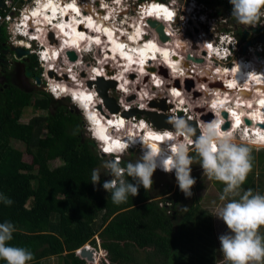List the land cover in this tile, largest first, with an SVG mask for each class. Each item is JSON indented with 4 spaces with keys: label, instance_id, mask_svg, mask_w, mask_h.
<instances>
[{
    "label": "trees",
    "instance_id": "1",
    "mask_svg": "<svg viewBox=\"0 0 264 264\" xmlns=\"http://www.w3.org/2000/svg\"><path fill=\"white\" fill-rule=\"evenodd\" d=\"M227 1L221 3L230 6ZM0 30L1 59L9 39L5 29ZM3 69L0 193L13 204L0 202V223L15 225L9 243L31 250V264L51 257L60 258L61 264H87L77 254L86 245L104 250L107 264H214L212 224L206 212L194 206L181 213L174 200L166 208L168 199L153 200L143 187L127 203L114 204L101 180L99 188L91 184V173L102 157L84 138L81 118L69 104L44 91L16 86L12 70ZM31 107L47 113L24 123V112ZM16 143L24 144L25 150ZM26 153L37 161L34 171L23 159ZM55 161L60 164L52 166ZM127 163L123 160L122 166Z\"/></svg>",
    "mask_w": 264,
    "mask_h": 264
},
{
    "label": "clouds",
    "instance_id": "2",
    "mask_svg": "<svg viewBox=\"0 0 264 264\" xmlns=\"http://www.w3.org/2000/svg\"><path fill=\"white\" fill-rule=\"evenodd\" d=\"M79 1L81 3V7L84 9L90 4L87 0H79ZM90 1H92V4L90 5L96 8H98V5H100L99 8H102L103 2L106 3L107 7L111 6L112 10L116 12V17L113 18L110 16V18L107 19L106 15H102L101 18L104 21L112 20L111 23L113 24L116 22L122 23L124 21L123 17H127V15H129L133 11H136V16L137 14L139 16V12L143 13L142 7L145 6L146 4H149V2H153V1H156L158 3L162 1L166 4L177 3L178 11L180 9L179 8L180 6H185V5H186L185 7L186 11L188 8H192V11H195L197 9L200 10L202 8L207 10L208 7L206 6L208 5H206V2L208 4L212 0H205L204 2L205 6H202V8L201 5L197 3L194 4L190 3L189 0H186L185 2H183L182 0L180 2L179 1L176 2L172 0H152V1L135 0V2H128V0H108L109 3L107 2V0H100L99 2L95 0H90ZM39 2L41 1L36 0L30 9L36 8ZM181 2L183 4H181ZM228 2L231 6L230 17L232 18V20L235 21L236 24L253 29L256 28L259 24H261L262 21H264V0H228ZM114 7H118V9H115ZM82 13H87V11H84ZM207 13L208 12L206 11L205 14ZM196 14H201L200 21L202 24H206L205 32L207 34L209 33L208 31L209 29L215 30V28H212L210 22H206L207 18L205 17L203 12L201 13V11H198ZM119 16L122 17L119 18ZM27 17L29 18L28 15ZM28 18L26 19V21H23L24 18H21L17 23L18 25L12 23L10 28V36L13 39H10L8 43H10V45L13 47H19L21 49L28 51L29 54L27 56L23 57L22 59H18L16 58V56H14V60H21L23 62L25 60L26 62L27 58L34 59L35 62L34 68L36 69L35 73L37 74L38 72L37 67L39 66H42L45 70H47L45 68L47 61H45L42 58L43 53L45 52V47L41 44L40 41L34 39L36 36H34L32 33H36L35 32L36 25L32 24ZM120 19H122V21ZM150 21H155V20H150ZM217 21H220L221 23L228 22L226 19H224L223 21V19L221 18H219V20L218 19L215 20L214 22ZM127 22L128 21H125V23ZM32 25H35L34 28H32ZM114 28L117 34L118 41H123L124 43V46H121L123 51H125L126 49V51L130 52V54L134 56H139V52L137 50V42L134 46L132 45L128 46L127 44L125 46L126 41L121 38L124 37V34L123 32H121L120 27L115 26ZM223 30L226 31L225 32L217 31L218 35L215 38V40H210L215 48L213 57L215 58V60L219 61L220 63H222L221 61L227 62L228 67L224 66L223 64H220L221 66H224L226 68H230V67L233 68L235 67V65L237 66L240 60L245 59L242 58L244 56L241 55H240L241 58H238L241 47L243 51H244V47H246V51L248 50L249 52L250 49H254V48H252L251 46L250 48H248L247 45H245L243 42L238 41V39H244L241 38L240 35H236L234 33L229 32L226 27L223 28ZM26 33H31V34L26 35ZM246 34H249V32H247ZM54 35L56 36L54 32L48 33L47 38L49 43L53 42L52 37ZM49 36H51L50 39ZM260 38L264 39V36H261ZM56 41L58 44V40ZM20 42H24L28 46L26 45L21 46L19 45ZM96 42L102 43L100 40H97ZM49 43L47 44L51 45ZM92 43L93 42L91 40H88V44H86L87 47H83V49L81 50V53L84 56L91 55L96 50V48L92 46ZM206 43L207 41H204V44L206 45V47H208ZM171 49L173 50V48ZM70 50L71 51H67L66 53L73 51V49ZM259 51H260V56L262 54L263 55L262 59L264 60V51L263 52L261 50ZM2 53L4 54V50H2ZM172 53L174 52L172 51ZM168 55L169 54L163 53V55H159V57L163 56L166 58ZM187 55L191 56L190 59H195L196 57L191 53H188ZM212 55L213 54L211 52L208 53V57H211ZM156 57L154 55L152 58L149 59L152 64H154V62L156 61ZM61 58L62 57H60V59ZM53 59L56 60L57 56L54 55ZM111 59L112 58H110V60ZM63 60L61 59L60 62H62ZM142 61L143 59L140 60L141 63L137 62L141 64L140 67L137 66L139 69L142 67V64H144V62L142 63ZM245 61L247 64L251 62V60L248 59H245ZM182 62L183 61H179L180 64ZM123 63L124 62L120 64ZM124 65L125 66L127 65L126 68L130 67L127 61L125 62ZM157 65L159 66V67L157 66V68L164 69L166 75V67L164 68L161 64L160 65L157 64ZM152 67L153 65L150 67L148 66V60H147L146 65L144 66L145 70L151 73L153 72ZM168 67L169 66H167V69H169L170 72H168L169 75L167 74L168 77L166 79L170 78L173 80L175 79V76L171 68ZM48 70H50V72L47 73L49 75L48 77L52 79L51 74L55 72L52 71V68H49ZM189 72L194 73L195 71L185 70L184 75L178 76V82H180L181 79L186 80L187 79L186 75L189 74ZM140 73L142 74L141 71ZM39 76L40 73L38 72V76H36V78L40 80L41 77ZM36 78H33L35 83H36ZM69 80L72 83H74L73 79H69ZM101 80L102 79L89 81L85 79L83 81V85H85V87H87L88 89H92L95 95L101 98V94H99L98 92L99 89L98 84L101 83ZM224 80L225 79L219 80V82L221 81L220 83L225 84ZM104 81L108 82V84L105 83ZM43 82L45 83V87L43 88H46L43 90L45 93L49 94L55 100H61L67 98L69 100V105L73 106L76 109L77 108L80 109L79 105L75 102L76 97H83V99L86 100L85 99L86 96H84L81 93L79 87H74L73 90L62 91L64 95H59V94L56 95L55 94L56 92L51 90L48 79H45L44 76H43ZM91 82L92 84L89 87L87 83H91ZM109 84L110 86L116 84L115 90L117 91V88L119 89L117 79L109 78L106 80L104 79L102 80V85L106 87L107 92L109 90L108 88ZM160 90L162 91V89ZM118 91L123 94H126L124 91L121 90V88ZM168 96H169V92H168ZM180 102L183 103L182 101ZM104 103L105 102L103 100V104ZM162 104H165V100L162 101ZM184 106L186 105L184 104L180 106L182 109L178 110V112L183 114L181 117L179 115L170 116L167 121L172 126V129L167 128L170 131L166 130L168 132V135L172 137V141L163 142L168 145V150H167L168 155L167 158L162 161V170L165 173L174 172L175 180L178 185V188L186 198L191 197L192 195L191 189L196 183L195 178L191 176L192 165H199V167L202 170L203 176L206 177L208 180L216 181L222 184L223 188L219 196V200L222 203L216 204V202L214 201L213 210H212V216L220 220L227 229V231L224 234H221L218 237L220 244L219 252L222 254L223 257L222 264H264V235H262L260 231L262 228H264V194H261L259 192H254L253 189L251 188L247 190H244L242 188V186L245 184L247 180L248 175L253 170V160H254V157L252 155L253 146L264 147V143H262L261 139L260 140L248 139V136L246 135L245 132L243 133V137H241V139L236 138V136L233 133L221 130V125L223 121L219 119L210 122H204L201 124L200 127H196V126L193 127V125L187 120L189 119L191 121H195L193 118H189L190 115H187L186 110H190V108ZM102 108L103 107L100 106L98 109L101 110ZM107 109L110 111V108L108 106ZM119 110L123 111L121 109ZM135 111L137 112L139 111V109H134L131 110L130 112H135ZM79 112L80 115L83 117L82 114H85V112H82V110ZM124 114L127 116V119L130 117L127 111L124 112ZM138 114L139 112L137 113V115ZM85 118L91 121L92 123L95 122L92 121V119H90V116L87 113L85 114ZM138 119H141L139 121L140 124L144 122L143 120H146V122L151 123L149 119L146 118H138ZM195 122L197 124V121ZM235 123L236 121L234 122V126L237 129L238 127L236 126ZM230 124L231 123L229 121V125ZM224 125L225 124H223L222 126ZM88 130L93 134V137L90 138L92 139L93 144L96 146V149L100 153L99 156L108 157V159L104 160L102 167L105 169L104 174L110 176L111 179L103 182L102 188L105 192L110 194L111 201L114 204L119 205V204L127 203L130 197H135L138 195L139 189L141 187H143L145 191L151 190L153 184L152 176L156 171V169H158L157 160L160 156V145H157L156 151H152L151 148L144 146L147 148V152L145 154L142 148L139 147L138 149L141 151V154L143 155L140 156L135 162L129 161L126 165L122 166V158L124 152L128 151V149H132L128 142H132L137 138L133 136H129L127 142L125 141L121 142L120 150L118 154L112 153L111 150L106 151L104 149V152L106 154H109V155H104L103 153H101L100 149L98 148L99 145L97 144V141H94L95 139H99L98 133H96L95 130L92 129L91 127L88 128ZM78 131L79 129L75 130L73 132V135L77 134ZM197 131H198V135H197ZM151 134L158 135L159 133L153 132ZM164 135L165 134L163 133L160 136H164ZM244 138H246L247 140H244ZM152 139L153 141L156 142L160 140V138H155V137H152ZM139 141L142 142V137L139 138ZM184 141H186L187 143H185ZM188 145H193V148L190 150ZM100 176H101L100 170L93 169L91 173V184H93L94 186L100 184ZM130 179L131 181L134 182H129ZM0 202H2L6 206H11L13 204V201L3 193H0ZM168 204L169 203L166 202L165 207H168ZM16 230L17 229L15 225L11 222L0 223V261H3L4 264H31V262L34 260V254L31 250L25 247L12 246L9 243L10 241H12L13 234L16 232ZM89 247L92 248L91 246ZM92 249L95 251L94 253V258H95L98 251H96L94 248ZM100 252L106 255V252L104 250L100 249L99 253ZM93 264H96V261Z\"/></svg>",
    "mask_w": 264,
    "mask_h": 264
},
{
    "label": "bare ground",
    "instance_id": "3",
    "mask_svg": "<svg viewBox=\"0 0 264 264\" xmlns=\"http://www.w3.org/2000/svg\"><path fill=\"white\" fill-rule=\"evenodd\" d=\"M40 1L41 2H39L38 6L36 8H32V9L27 11L26 15H28L29 18L25 17L23 21H26V19L28 18L32 24L36 25V26L32 25V28H34V26L36 27L35 28L36 33H32V34L34 36H36L34 39H37L38 41H40L41 44L43 43V46L45 47V52L43 53L42 58L45 61H47L46 62L47 69L52 68V71L55 72L54 69L57 67L56 71L60 75L61 74H69L73 77L74 81H76V80L82 81V79H81L82 76L79 77V75L77 73H75L76 71L78 72L80 70V66H79L78 62L81 61V58L78 61L75 60V61L71 62V61H69L66 52L71 51L70 49H73L72 52L76 55V59H78V56L80 55L83 47H87L84 44H88V40H91L93 42V45L105 46L106 47L105 49L110 50V51H108L109 53H106V51L105 52L103 51L104 57L109 58V59L112 58V59L119 60L118 63L124 62L123 64H121V65H123L122 66L123 68L122 67H120V68H122V71L125 70L124 71L125 73L123 72V74L120 76L121 77V81L119 80L120 83L124 79H126V77L131 73H133V74L138 73L139 75H141V73H140V71H141V72H143L142 75H144V77H146V75H148V74L150 75L149 71L145 70L144 66L146 65L147 60H148V66L149 67L153 65L149 59L152 58L154 55H155V57L157 56L156 61L154 62V63H156V65L161 64L164 68L166 67V71L168 70L167 72H170V70L167 69V66H169L171 68V70L173 71L174 76L184 75V71L186 68L184 69L182 67L183 65L180 64L179 61H183V64H184V59H186V58H185V56L181 55V54H183L182 52L177 50V49L183 50V48H181L182 45L180 46L179 44H177V45L174 44V43H177V41L172 37L171 33L168 31L171 29L170 25H174L176 22L179 21V17H178L179 11H178L177 3L166 4L162 1H160L159 3L156 1L149 2V4H146L145 6L142 7L143 13L139 12L140 17L138 18V24L128 22V24H130L131 30L137 28L133 32L128 31L129 29L127 31L125 29V31H124V29L119 25L121 31H124L123 32L124 37H121V38L126 41L125 46H126V44L128 46H131V45L134 46L137 42V50L139 52V56H134V55L130 54V52L126 51V49H125V51H123V49L121 48V45L124 46V43H123V41H118L117 34H116L115 28H114L116 25H114V23L113 24L111 23L112 20L104 21L101 18L102 14H100L99 11L100 12L105 11V13H103V15H106L107 19L110 18V16L113 18L116 17V12H114L112 10L111 6L107 7L106 3L103 2V4H102L104 6V8L102 7L103 9L102 8L97 9L96 7H93L92 5H89V9L93 10L95 13H92L91 16H87L86 15L87 13H82L85 11V9H83L81 7V3L79 0H54V1H52V0H40ZM95 1L99 2L100 0H95ZM90 4H92V1H90ZM95 4H96V2H95ZM117 5H119V4H117ZM157 6L164 7V8H161L163 11H161V14H160L161 17L160 18L163 17L162 18L163 20L170 19L168 26H167V23H163V25H164L163 41L160 39V36L159 37L157 36L156 33L151 34L148 31H146V29H145L146 25H150L149 27H152L151 24L149 23L150 20H155L156 18L158 19L157 16L153 15V14H156V12L158 10ZM114 8L118 9V7H114ZM187 10H188V15L192 18L194 15L192 8H188ZM145 13H147V14H145ZM94 15H95V17H94ZM158 16H159V14H158ZM164 17H166V18H164ZM157 19L155 21H157ZM142 22H143V24H142ZM158 22H160V21H158ZM160 23H162V22H160ZM58 24L60 25L61 29L60 28L56 29ZM153 29H156V31L158 30L157 28H154V27H153ZM153 29H151V30H153ZM55 31L57 32V34ZM50 32L51 33L54 32L56 34V36L54 35L52 37V39H53L52 43H49L48 38H47V35ZM29 34H31V33H26V35H29ZM203 34H204L203 37L208 38L207 37L208 34L205 31L203 32ZM187 36H188V40H189V38L194 37V35H192V34H189ZM59 39H61V40H59ZM107 39L110 42H107ZM157 39H160L163 43H165V44H163L165 47H167L168 45H172L171 47L175 46V48H173L174 51L169 47H167L168 51H166V49H165V51H163L164 49L162 50L161 47L164 48V46H161V44L157 43L158 42ZM56 40H58V44H57ZM97 40H100L102 43L96 42ZM47 43H49L51 45H48ZM110 43H112V44H110ZM169 43H171V44H169ZM207 43H210L208 39H207ZM45 44L47 46H45ZM19 45L25 46L26 44L24 42H20ZM62 45H63V48H62ZM26 46H28V45H26ZM50 47H51V49H50ZM60 48H61V50H60ZM170 49H171V51H169ZM172 51L174 52L173 54H172ZM214 51L215 50H213V54H214ZM252 52L251 53L255 56V58H257L254 61L255 63H252L250 65V63L247 64L242 59L238 62L237 66L235 65V67H233V68L230 67L231 69H233L234 72H237V73L230 71V69L227 71L224 70L223 73L221 71L217 70V73H216L217 76L218 75L220 76L222 73V76H225V79H227V81H224V82H227V84H230V87H229V85H227L226 87H224L225 89L229 88L228 90L231 89V92L236 91L237 92L236 96L239 98L245 97V94H246L248 99L246 97L244 99H239V100L237 98H234L233 100H237V103L233 104L232 101H228V100H230L229 98L227 99L225 97V95H224L225 93H223V92H221V90H219L218 92H216L217 97L215 96L216 98L214 100H212V101H214V103L209 102L211 108L214 110V115L212 114L213 116H211L209 119H205V118L202 119V122H200V120L198 121L194 117L193 119L195 121H197L196 127H200L201 124L204 122H210V121L219 119V120L223 121L222 125L225 124L224 126L221 125V130H225L224 127L227 125V127L229 126L228 132L230 129H231L230 132L231 133L233 132L234 134H236L237 132H240L239 133L240 139H241V137H243L244 132L248 136V139H251V140H260L261 137H264V60L262 58H260V51L259 50L252 49ZM163 53L169 54V55L166 58L163 56L159 57V55H163ZM52 54H53V56L54 55L57 56L56 60L53 59ZM65 55H66L65 62L67 64L68 68L67 67H64V68L60 67V64L58 63L59 66L57 64V62H59V60H60V57L64 58ZM100 57H101L100 60H102L104 58V57L102 58V56H100ZM140 59H143L142 63L144 62V64H142V67L139 69L137 66L140 67V63H141ZM258 60L260 62H258ZM126 61L128 62L129 66H130L127 68L128 70L125 69L127 65L126 66L124 65ZM194 61L196 63L197 60H194ZM242 61H244V63H242ZM137 62H140V63H137ZM149 63H150V65H149ZM241 63H242V67H241ZM82 64L83 63L81 62V65ZM101 66H102V63H101ZM237 67L243 71L236 70ZM152 68H154V65ZM224 69H225V67H224ZM92 71H94V73L91 72L92 76L93 77L95 76L93 81H95L96 79L97 80L98 79L106 80V78H104L105 75L101 74V71L98 70L99 72H97V73H95L96 70H94V69ZM73 73H74V75H72ZM53 74H54V77L56 79H53V77H52ZM55 75H56L55 73L51 74L52 80H50L51 82H50L49 86H50L51 90H52V88L55 89L56 95H58V94L64 95V93H62V91L73 90L74 87H79L81 90V93L84 96L90 97V99H86V100H84L83 97H76L75 102L80 107V109L77 108L78 111L82 110V112H85V114L87 113L89 116H92L95 118L94 120H92L95 122L92 123L91 121H89L85 118V114H82L84 119L87 122V131L89 132L90 137H93L92 132H90L88 130V128H90V127L92 129H94L95 132L98 133V135H99V139H95L94 141H97V144L99 145L98 148L100 149L101 153H103L104 155H109V154H106L104 152V149L107 148V149H110L112 153L118 154L119 150H120L121 142H124V141L127 142L128 137L133 136V137H136L137 139L132 141V142H128L130 144V147L134 148L136 146H139L142 148L144 153L147 152V148L144 146L151 148L152 151H156L157 145H160V156L157 160V165H158V168H159V166H160V168H162V161L164 159H166L167 155H168V151H167L168 145L166 143H163V142L164 141H169V142L172 141V137L170 135H168V132H167V131H170L169 129L164 128V125H162V123L154 125L153 123L146 122V120H143L144 122H142L140 124L139 123L140 120L137 118L138 117L137 113L134 114V112H130V111H127V112L129 115H131V118L127 119V116L124 114V112H126V111H120L119 110L118 112H116V105L110 104L106 101H104L106 104L104 103V105H103L104 110L99 111V109H98L99 105H100V103H103L102 99L105 96H102L101 97L102 99L99 98L97 95H95V93L92 91V89H88L87 87H85V85H83L82 82L75 83L76 86H74V87H69L68 84H66V82H61L58 75L57 76H55ZM189 77H191V75L187 74L186 78H189ZM68 79H70V78L68 77ZM154 79H155V76H154L153 80ZM232 79L234 81H232ZM87 80L92 81L90 79H87ZM105 83L108 84V82H105ZM154 83H156V82H154ZM176 85L178 86L177 89H181V87H179V85H181V84H180V82H178V79H177V81L169 82L166 84V86L170 87L171 89L174 88ZM221 85H223V84H219V83L218 84H214V83L211 84L212 89L215 86H221ZM124 86L126 88L127 87L131 88L132 82L130 81V84H126ZM256 86L259 87L258 90L255 89ZM118 90H120V89L117 88V91ZM182 92H183V94L185 93L184 90L183 91L181 90V93ZM251 92L254 95L256 93H258L259 95L258 96H257V94L255 96L253 95L254 98H252L250 100V96H248V95H251L250 94ZM178 93L179 94H177V95L180 96V94H181L180 91H178ZM174 95L176 97H174ZM174 95L172 96V94L169 93L170 99L174 97L175 98L174 100H176L178 98V100L181 99L180 101H182L184 99V102H183L184 104L188 102V99L184 98L183 96L179 97L176 94H174ZM179 103L180 104H178V106H176V111L182 109L180 106L184 105L181 102H179ZM106 105L110 108V111L107 109ZM220 105L223 108H221ZM152 107H153V109H151L149 107L148 108L141 107V108L147 109V111H143V112H146V113L153 112V113L158 114L159 118H162L164 116H166V117L167 116H178L177 115L178 113L176 111H175L176 113H174V111H173L174 109L171 110L172 107L175 108L174 104L173 105L163 104V105H156V106H152ZM224 109L230 110L229 116H227L228 115L227 112H226V116L224 115V113L226 111V110L223 111ZM158 110L163 111V113H159ZM220 112L222 115L220 114ZM139 114H141V111H139ZM141 117H147V116H141ZM247 120H249L248 124L246 122ZM188 121H190V120H188ZM229 121L232 125L231 124L229 125ZM235 121H236L235 124L238 127L237 129L234 126ZM129 122H130V125H128ZM153 132H156L159 134L153 135V134H151ZM163 133L165 135L160 136ZM141 137H142L143 144L141 141H139V138H141ZM152 137L160 138V140L157 142L153 141ZM177 139H179V138H177ZM245 139L246 138H244V140ZM184 142L187 143L186 141H184ZM262 143H264V142H262Z\"/></svg>",
    "mask_w": 264,
    "mask_h": 264
},
{
    "label": "rangeland",
    "instance_id": "4",
    "mask_svg": "<svg viewBox=\"0 0 264 264\" xmlns=\"http://www.w3.org/2000/svg\"><path fill=\"white\" fill-rule=\"evenodd\" d=\"M87 1L90 3V0H87ZM107 2L109 3L108 0H107ZM128 2H135V0H128ZM112 4H110V5H112ZM221 4L224 5L225 3H221V0H212L208 4L206 2V5H208V6H206V7H208L207 10L203 9L202 6H201L202 9H200V10L197 9L198 11H201V13L202 12L204 13L205 17L207 18L206 22H210L212 28H215V30H210V29L208 30L207 29L209 31V33L207 35L208 38L203 37L204 36L203 32L206 29V24L201 23V21H200V15L201 14H196L198 11L195 10V11H193L194 12L193 17L191 18L188 15V10L186 11V8H185L186 5L179 7L180 8L179 9V16H178L179 21L176 22L174 25H170L171 29L168 31L171 33L172 37L177 41V43H174V44H176V45L179 44L180 46L182 45L181 48H183V50L182 49H177V50L182 52L183 54H181V55L185 56V58H186V59H184V64H183V62L181 63L183 65L182 67L184 69L186 68L185 70L195 71L194 73L189 72V75H191V77H189L187 79L185 78L186 80H184V79L180 80L181 86H179V87H181V89H175V88H177L176 86L172 89L170 87L166 86V84L169 82L177 81L178 76H175V79H173V80L170 78L166 79L168 77L169 73L166 71V75H165L164 69L157 68L158 65H156V63L153 64L154 65L153 72H151V73L149 72L150 75L148 74V75H146V77H144V75H142V74L139 75L138 73H134V74L131 73L126 77V79H124L120 83V81H121L120 76L125 71V70L122 71L123 65L118 63L119 60H116V59L110 60L109 58L104 57L103 51L104 52L106 51V53H109L108 51H110V50L105 49L106 48L105 46H98V45L95 46V45H93V43H92V46H94L96 48V50L91 55H85L84 56L82 53H80V55L78 56V59H76V61H78L81 58V61L78 62L79 66H80V70L78 72L76 71L75 73H77V74L79 73L78 74L79 77H81L83 75L81 78L82 81L76 80V81H74V83H72L68 79V77L70 79H73V77L69 74H61L60 75L56 71L57 67L54 69L55 73H57L55 76L58 75L61 82H66V84H68L69 87L76 86L75 83H78V82L83 83V80H85V79H90L93 81L95 76L90 77V76H92L91 72L94 73V71H92V69L96 70L95 73L101 71V74L105 75L104 77L106 79H109V78L117 79L119 89L121 88V90L124 91L126 94H123L119 91H116L115 90L116 84H114L111 86L108 85V88H109V90L107 92L108 96L110 98H112L115 101V104L119 107V109H121L123 111H131L134 109H139V111H141V114H138V118H142L141 116H146V114L143 112V111H147V109H145V108L149 107V108L153 109L152 106L163 105L162 104L163 100H165V104H167V105H169V104L173 105L174 104L175 108L172 107L171 110L174 109L173 110L174 113L178 112V111H176V106H178V104H180L179 102L181 99L179 98L180 100H178V98H177L176 100H174L175 99L174 97H176L174 94L177 95L178 91H180V93H181V90L182 91L184 90L185 93L183 94V92H182L181 93L182 95L180 94V96H183L184 98L188 99V102L185 103L186 106H184V107L190 108V110L186 111L187 115H190L189 118L195 117L198 121L200 120V122H202V119H204V118L209 119L211 116L214 115V110L211 108L209 102L214 103V101H212V100H214L217 97L216 92H218L219 90H221V92L225 93L224 95L227 99L228 98L230 99L228 101H232L233 104L237 103V100H233L234 98H237V96H236L237 92L233 91V92H231L232 94L230 95V94H228V93H230L228 90L229 88L228 89L224 88L227 85H229V87H230V84H227V82H225L226 85L223 83V87L222 86H215L212 89V86H211V84H213V83L214 84H218V83L222 84V83H220L221 81L219 82V80L225 79V76H222V73L224 70L227 71L230 69V71H233V69H231V68H226V67H228L226 61H221L222 63H220L219 61L215 60V58L213 57L214 56L213 50H215V48L212 45V42L210 40H215V38L218 35L217 31H224L225 32L226 30H223V28L226 27L229 32L234 33L236 35L238 34V35H240L241 38H244V39H238V41L243 42L245 45H247L248 48H250V46H251L252 48H254L256 50H261L262 52L264 51V39L260 38L261 36H264V21H262L261 24H259L256 28H253V29L239 25V24H236L235 21L232 20V18L230 17L231 11L230 10H224L222 8L223 6ZM32 5H33V3H31L29 5V7L31 8ZM89 5L85 8V11H87V14H86L87 16H91L92 13H95L93 10L89 9ZM99 6L100 5H98V8H99ZM17 8H18L17 14H21V11L23 8V3L19 4ZM103 8H104V6H103ZM161 8H164V7L157 6L158 10H157L156 14H153V13L152 14L158 17V19L156 18L157 21L167 23V26H168L170 19L163 20L162 18H160L161 17L160 16L161 11H163ZM206 11L208 12L207 14H205ZM99 13L103 15V13H105V12L99 11ZM145 14H147V13H145ZM158 14H159V16H158ZM137 16H138V14H137ZM137 16H136V11H133L129 15H127V17H123L124 21L122 23L116 22V23H114V25H116V26L120 25L124 29V31H125V29H126V31L129 29L128 31L133 32L137 28L131 30L130 24H128V22L138 24V18L140 16H138V17ZM94 17H95V15H94ZM121 17L122 16H119V18H121ZM219 18L223 19V21H224V19H226L228 21L227 22L228 24L227 23H221L220 21L214 22L217 19L219 20ZM120 20L122 21V19H120ZM125 21H128V22L125 23ZM118 22H120V21H118ZM142 24H143V22H142ZM149 26L150 25L145 26L146 31H148L151 34L156 33L157 36L159 37L160 35L156 31V29H153V27H149ZM57 28L58 29L60 28L59 24L57 25L56 29ZM151 29H153V30H151ZM124 31H121V32H124ZM247 32H249V34H246ZM219 33H221V32H219ZM56 34H57V32H56ZM189 34L194 35V37L193 38L191 37L188 40L187 35H189ZM207 39L210 42V43H207L208 47H206V45H204V41H207ZM59 40H61V39H59ZM157 41H158L157 43L161 44V46H164L163 44H165V43H163L160 39H157ZM107 42H110V41L107 39ZM169 44H171V43H169ZM42 45H43V43H42ZM84 45H86V44H84ZM202 45H203V47H202ZM45 46H47V45L45 44ZM171 46L172 45H168L167 47L175 48V46H173V47H171ZM167 47L164 46V48L161 47V49L162 50L164 49L163 51H165V49H166V51H168ZM50 49H51V47H50ZM203 50H204V52H203ZM169 51H171V49ZM209 52H211L213 54L211 57H208ZM188 53H191L194 56H196L195 59H190L191 56H188L187 55ZM252 53L250 54V52L248 50L246 52H243L242 47H241L240 54L238 55V58H241V56H244L242 58L251 60V62H250V65H251L252 63H255L254 61L257 59V58H255V56ZM100 56H102V58L103 57L104 58L102 60H100V58H101ZM262 56L263 55L261 54L260 58H262ZM65 58H66V55L64 56V58L63 57L61 58L62 60L64 59L62 61V63L60 62L61 61V59H60L59 62H57V64L59 63L60 67H63V68L67 67L68 68V66L65 62ZM245 59H243V60L245 61ZM140 60H142V59H140ZM194 60H197L196 63ZM244 61H242V63H244ZM81 62L83 63L82 65H81ZM258 62H260V61L258 60ZM101 63H102V66H101ZM242 63H241V67H242ZM59 64H58V66H59ZM220 64H223L224 66H226L225 69H224V66H221ZM149 65H150V63H149ZM120 67H122V68H120ZM200 67H201V70H200ZM42 68H43L42 66L37 67L38 72L40 73L39 77H41L39 80V84H36L34 82V79L30 78V77L27 78L26 80H24L23 79L24 74H21L20 77L18 78V81L21 83H24V84L20 85L21 83H18V82L17 83L20 86L26 87L29 89H35V90L46 89V88H43V87H45V83L43 82V76L45 77V79H48L49 75L47 73H49L50 70L47 69V65H45V68L47 70H45L44 68L42 70ZM211 68H212V70H211ZM82 69H84V70H82ZM125 69L128 70L127 68H125ZM217 70L222 72L220 76L216 75ZM85 71H86V73H85ZM234 73H237V72H234ZM66 75H68V76H66ZM72 75H74V73ZM154 76H155V79L153 80ZM52 77H53V79H56L54 77V74L52 75ZM64 77H65V79H64ZM48 80H49L48 82L50 85V82H51L50 80H52V79L49 78ZM129 80L132 82V87L126 88L124 85L130 84ZM224 81H227V79H225ZM232 81H234V80L232 79ZM154 82H156L157 84ZM160 89H162V91ZM52 91H53V88H52ZM168 92L172 93V96L174 95V97L170 99V96H167ZM250 94L252 95V96L248 95V96H250V100L252 98H254V96L256 94H257V96L259 95L258 93H256L254 95V94H252V92ZM177 96H179V95H177ZM41 97H42V95H41ZM245 97L248 99L246 94H245ZM60 102H64V103L66 102L67 104H69V100L67 98L61 99ZM182 102H184V99L182 100ZM103 105H104L103 103H100V106L103 107ZM70 107H71V111L81 118L84 138L90 140L91 144L95 147V150H96L95 153H97V155H99L100 153L96 149V146L93 144L92 139L90 138V135L87 132L86 120L80 115V112L76 108H74L71 105H70ZM141 107H145V108L143 109ZM221 108H223V107L221 106ZM102 109L104 110V107ZM102 109L99 111H102ZM225 110L226 109H224L223 111H225ZM158 111H159V113H163V111H161V110H158ZM226 111L228 112L227 116H229L230 110H226ZM46 113H47V111L40 110V109L36 110V109H34V107H31V108H28L25 110L22 121L24 123H27L34 117L45 116ZM178 113L179 114H177V115H179L180 117L183 115L180 112H178ZM220 114H221V112H220ZM130 117H131V115H130ZM145 118L148 119V117H145ZM139 120H141V119H139ZM187 120H189V119H187ZM128 125H130V122ZM228 129H229V126L227 128H225L224 131H226V130L228 131ZM230 130H229V132H230ZM239 133L240 132H237L236 134L233 133V134L236 136V138H239V136H240ZM245 140H247V139H245ZM15 145L19 149L25 150L24 144L16 143ZM188 146H189L190 150L193 148V145H188ZM138 148H139V146H136V147L126 151L123 154L122 161L125 160L127 162H129V161L135 162L140 156L143 155V154H141V151ZM252 155L254 157L253 170L248 175L247 180H246L245 184L242 186V188L244 190L251 188V189H253L254 192H259L261 194H264V147L253 146ZM23 159L25 162H27L30 165V171H32V170L34 171L36 169L37 161L33 157V155L26 153ZM106 159H108L107 156L102 157V162L96 168V169H99L101 172L100 180L102 182H105L106 180L111 179L110 176L104 174L105 169L102 167L103 162ZM59 164H60L59 161H55L52 163V166H57ZM191 167H192L191 176L193 178H195V180H196L195 185L191 189V192H192L191 197L186 198L184 196V194L179 190L178 185H177L176 180H175L174 172L173 173H165L164 171H162V168H160V166H159V168L161 171L157 167L158 169H156V171L154 172V174L152 176L153 184H152V188H151V190H149V192H150V195L153 198V200L163 201V199H165V200L168 199L167 201L169 204H168V207H166V208L171 207L170 203L173 202V200H174L175 203L177 204L175 209L181 213H184L187 209H189L190 207H194V206H197L200 211H203L204 213L206 212V214H208L210 221H211V224H212L211 237L210 238L213 241V245H212V249H211L212 254H213V257H212L213 262H214V264H222L223 257H222V254L219 252L220 244H219L218 237L221 234H224L227 231V229L220 220H218L214 216H212V210H213V202L214 201L216 202V204L222 203L219 200V196L222 192L223 185L220 184L219 182L211 181V180H208L206 177H204L202 174V170L199 167V165H192ZM95 187L99 188V184L95 185ZM161 206H162V204H161ZM164 206H165V203H164ZM260 231H261V234L264 235V228H262ZM139 254L141 255L142 252H139ZM97 259H98V261H96V264H104V263L107 264L108 263L106 261V255L102 254V252H100V253H99V251L97 252ZM42 264H61V260L58 257H51V258L45 259L42 262Z\"/></svg>",
    "mask_w": 264,
    "mask_h": 264
},
{
    "label": "water",
    "instance_id": "5",
    "mask_svg": "<svg viewBox=\"0 0 264 264\" xmlns=\"http://www.w3.org/2000/svg\"><path fill=\"white\" fill-rule=\"evenodd\" d=\"M2 8H4V3H3V0H0V9H2ZM149 23L151 24L152 27L158 29L157 31L160 34V39L163 41V34H164L163 33L164 32L163 22L159 23L157 21H149ZM50 37L51 36H49V39H50ZM245 51H246V47H244V51L243 52H245ZM10 52H13L15 54L16 58H18V59H22L23 57H25V56H27L29 54L28 51H26L24 49H21L19 47L11 46L9 51H4V54L6 55L7 58H9ZM67 57H68L69 61H71V62L76 60V55L74 53H72V52H68L67 53ZM36 83H39V79L38 78H36ZM91 84L92 83H87V85L89 87L91 86ZM101 84H102V80H101V83L98 84V88L101 91L100 92L99 89H98L99 94H101V97L105 96L103 98L104 101L114 105L115 101L108 96L106 87L102 86ZM118 111H119V107L116 105V112H118ZM138 112L139 111H137V112L135 111L134 114L138 113ZM144 113L148 117L149 121L151 123H153L154 125L162 123V125H164V128L172 129V126L167 122L170 116H167V117L164 116L162 118H159L158 114H156V113H153V112H148V113L144 112ZM224 115L226 116V113H224ZM189 122L193 125V127L196 126V122L195 121H191L190 120ZM246 122L248 124L249 120H247ZM225 128H227V126ZM197 135H198V131H197ZM94 253H95V251L92 248H90L89 246H84L80 250H78V252H77L78 256L80 258L84 259L87 262V264H93L96 261L95 258H94Z\"/></svg>",
    "mask_w": 264,
    "mask_h": 264
},
{
    "label": "flooded vegetation",
    "instance_id": "6",
    "mask_svg": "<svg viewBox=\"0 0 264 264\" xmlns=\"http://www.w3.org/2000/svg\"><path fill=\"white\" fill-rule=\"evenodd\" d=\"M228 2V1H227ZM229 3V2H228ZM222 5V4H221ZM223 7V9L224 10H230L231 11V6H228V4H224V5H222ZM238 35V34H237ZM10 47H11V45H10V43H8V47L6 48V49H4V51H9L10 50ZM250 51L252 52V49H250ZM14 56H15V54L13 53V52H10V56H9V58H7V57H2L1 59H0V63H2V65H0V72L3 74L4 72H5V69H3V67L5 66V67H8V68H10L11 70H12V79H14V81H13V83L14 84H16V86H19L20 87V85H23L24 83H21V82H19L18 81V78L20 77V75L21 74H24V76H23V79L24 80H26L27 78H36V76H35V74L36 73H34V72H36V69L34 68V66H33V60L32 59H30V58H27V60H26V62L24 61H21V60H14ZM236 70H240V71H243V70H241L240 68H236ZM29 72V73H28ZM21 83L20 85L18 84V83ZM27 83V82H26ZM25 83V84H26ZM178 84V83H177ZM176 87L178 88V86L176 85ZM177 88H175V89H177ZM29 89V88H28ZM255 89L256 90H258L259 89V87H255ZM40 91H43V90H41V89H39ZM229 94L231 95L232 93H231V90H229ZM172 94V93H171ZM238 98V100L239 99H244L245 97H243V98H239V97H237Z\"/></svg>",
    "mask_w": 264,
    "mask_h": 264
},
{
    "label": "built area",
    "instance_id": "7",
    "mask_svg": "<svg viewBox=\"0 0 264 264\" xmlns=\"http://www.w3.org/2000/svg\"><path fill=\"white\" fill-rule=\"evenodd\" d=\"M36 0H3L4 8L0 9V29L3 27L5 29V33L7 34V39H13L10 36V28L12 23L18 25L17 23L21 18L27 17L26 13L30 9L29 5L31 3H35ZM176 2H180L181 0H172ZM185 2L186 0H182ZM190 3H197L201 6H205V0H189ZM23 3V8L21 14H17L18 5ZM179 4V3H178ZM181 4H183L181 2ZM22 16V17H21ZM1 33V30H0ZM8 40V41H9Z\"/></svg>",
    "mask_w": 264,
    "mask_h": 264
},
{
    "label": "snow or ice",
    "instance_id": "8",
    "mask_svg": "<svg viewBox=\"0 0 264 264\" xmlns=\"http://www.w3.org/2000/svg\"><path fill=\"white\" fill-rule=\"evenodd\" d=\"M121 46H123V45H121ZM53 91L55 92V89H53ZM177 94H179V93L177 92ZM85 99H90V97H85ZM90 119L94 120L95 118L92 117V116H90ZM260 139H261L262 142H264V137H261ZM105 150H106V151H109L110 149H107V148H106Z\"/></svg>",
    "mask_w": 264,
    "mask_h": 264
},
{
    "label": "crops",
    "instance_id": "9",
    "mask_svg": "<svg viewBox=\"0 0 264 264\" xmlns=\"http://www.w3.org/2000/svg\"><path fill=\"white\" fill-rule=\"evenodd\" d=\"M163 18V17H162ZM164 18H166V17H164Z\"/></svg>",
    "mask_w": 264,
    "mask_h": 264
}]
</instances>
